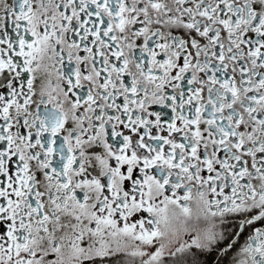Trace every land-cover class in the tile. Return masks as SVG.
Listing matches in <instances>:
<instances>
[{"label": "snow or ice", "instance_id": "6c2138e0", "mask_svg": "<svg viewBox=\"0 0 264 264\" xmlns=\"http://www.w3.org/2000/svg\"><path fill=\"white\" fill-rule=\"evenodd\" d=\"M193 248L264 264V0H0V264Z\"/></svg>", "mask_w": 264, "mask_h": 264}, {"label": "flooded vegetation", "instance_id": "af4514ba", "mask_svg": "<svg viewBox=\"0 0 264 264\" xmlns=\"http://www.w3.org/2000/svg\"><path fill=\"white\" fill-rule=\"evenodd\" d=\"M9 3H11V0H9ZM153 110L167 111L166 109H162L159 105H154ZM191 235L192 233L183 234L180 237L181 242L189 241ZM242 243L243 240L237 242V250L239 244ZM234 258V251L229 252L227 255H223L219 248L214 249L212 253L206 251L200 252V250L193 248L183 254H178L177 257L170 258L167 264H234Z\"/></svg>", "mask_w": 264, "mask_h": 264}]
</instances>
